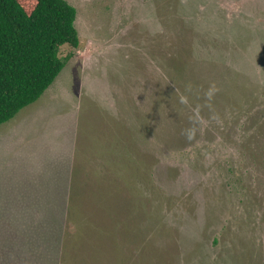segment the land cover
I'll list each match as a JSON object with an SVG mask.
<instances>
[{
  "label": "rangeland",
  "instance_id": "1",
  "mask_svg": "<svg viewBox=\"0 0 264 264\" xmlns=\"http://www.w3.org/2000/svg\"><path fill=\"white\" fill-rule=\"evenodd\" d=\"M67 1L79 47L0 125V264H264V0Z\"/></svg>",
  "mask_w": 264,
  "mask_h": 264
},
{
  "label": "trees",
  "instance_id": "2",
  "mask_svg": "<svg viewBox=\"0 0 264 264\" xmlns=\"http://www.w3.org/2000/svg\"><path fill=\"white\" fill-rule=\"evenodd\" d=\"M76 19L77 8L67 0H0V125L37 101L61 73L66 65L61 47L80 45ZM171 94L176 108L187 105L184 96ZM176 121L174 138L191 140L194 120ZM105 252L100 262L107 259Z\"/></svg>",
  "mask_w": 264,
  "mask_h": 264
},
{
  "label": "clouds",
  "instance_id": "3",
  "mask_svg": "<svg viewBox=\"0 0 264 264\" xmlns=\"http://www.w3.org/2000/svg\"><path fill=\"white\" fill-rule=\"evenodd\" d=\"M191 138V134L189 133V139Z\"/></svg>",
  "mask_w": 264,
  "mask_h": 264
}]
</instances>
